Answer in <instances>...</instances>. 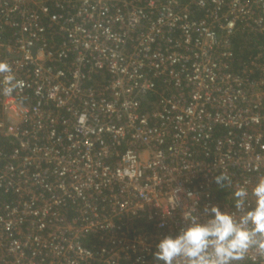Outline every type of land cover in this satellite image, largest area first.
Returning a JSON list of instances; mask_svg holds the SVG:
<instances>
[{
    "label": "built area",
    "instance_id": "2783aa9c",
    "mask_svg": "<svg viewBox=\"0 0 264 264\" xmlns=\"http://www.w3.org/2000/svg\"><path fill=\"white\" fill-rule=\"evenodd\" d=\"M264 0H0V264H158L191 207L264 177ZM238 264H264L252 250Z\"/></svg>",
    "mask_w": 264,
    "mask_h": 264
},
{
    "label": "clouds",
    "instance_id": "9594fccd",
    "mask_svg": "<svg viewBox=\"0 0 264 264\" xmlns=\"http://www.w3.org/2000/svg\"><path fill=\"white\" fill-rule=\"evenodd\" d=\"M11 68L0 62V74L7 87L5 94L23 87L14 81ZM218 187L229 185L230 178L221 173L214 177ZM234 212L219 205L204 206L201 220L189 207L183 218L186 226L175 235L165 234L157 240L152 253L158 264H238L249 251L264 257V177L249 189L246 185L232 192Z\"/></svg>",
    "mask_w": 264,
    "mask_h": 264
},
{
    "label": "trees",
    "instance_id": "16d2710c",
    "mask_svg": "<svg viewBox=\"0 0 264 264\" xmlns=\"http://www.w3.org/2000/svg\"><path fill=\"white\" fill-rule=\"evenodd\" d=\"M233 45L236 61L233 71L237 72L241 70V65L246 63L250 57H253L259 52L264 54V33L238 32L233 38ZM212 192L218 201L227 203L230 199L229 202L232 205L233 198L228 197L231 193L225 189V186L218 187L215 185Z\"/></svg>",
    "mask_w": 264,
    "mask_h": 264
}]
</instances>
